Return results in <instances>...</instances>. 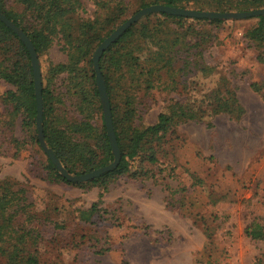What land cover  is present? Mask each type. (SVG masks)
Segmentation results:
<instances>
[{
  "label": "rangeland",
  "instance_id": "obj_1",
  "mask_svg": "<svg viewBox=\"0 0 264 264\" xmlns=\"http://www.w3.org/2000/svg\"><path fill=\"white\" fill-rule=\"evenodd\" d=\"M81 1L82 19L109 11L100 0ZM2 2L23 9L14 0ZM122 2L125 20L140 9L137 0ZM257 20L181 21L175 79L163 72L135 88L133 125L144 129L173 105L195 119L180 121L161 137L153 162H131L135 175L145 172L137 178L121 174L104 185L49 183L45 153L33 138L36 123L27 128L22 112L13 110L16 94L30 98V89L21 92L15 76L0 75V180L13 183L10 191L22 189L26 204L7 208L0 223L3 217L11 222L41 264L264 262V238L244 233L252 221L264 226V21ZM64 44L56 35L37 55L41 81L63 121L82 116L76 94L66 87L69 73L49 71L67 61ZM5 64L14 73L11 62ZM78 78L84 86L80 73ZM225 85L243 108L238 118L222 110ZM212 99H221L216 113L209 111ZM91 122L101 126L100 110ZM5 261L0 252V264Z\"/></svg>",
  "mask_w": 264,
  "mask_h": 264
},
{
  "label": "trees",
  "instance_id": "obj_2",
  "mask_svg": "<svg viewBox=\"0 0 264 264\" xmlns=\"http://www.w3.org/2000/svg\"><path fill=\"white\" fill-rule=\"evenodd\" d=\"M14 1L22 6L21 12L7 9L2 0H0V12L26 33L38 56L56 35L63 39L65 50L68 48L67 61L57 63L49 71L69 73V85L66 87L69 92L72 90L71 95L76 94L77 106L79 103L82 116L80 119L70 120L63 117L64 121L58 118L55 112L57 105L52 101L54 95L42 81V124L46 143L69 172L79 174L105 165L113 158V154L104 125L91 53L113 29L125 20L126 8L122 0H100L101 7L109 11L102 17L94 16L87 19H82L78 13L82 7L81 0ZM137 4L138 8L150 4H164L197 10L229 11L256 8L264 5V0H137ZM250 18H257L259 23L264 21V15L243 19ZM184 19L209 23L225 21L153 12L130 25L103 51L99 58V66L110 101L112 124L120 150L119 162L115 168L97 177L73 182L64 179L45 154L43 168L49 183L62 181L78 186L104 185L121 174L140 177L145 172L141 170L138 175H135L136 170L133 168L131 170V162L136 158L153 162L156 145L161 137L180 121L195 119L194 114L185 111L182 106L173 105L172 108L159 112L156 122L152 125L144 129H138L133 125L135 88L143 82L147 85L149 79L160 78L163 72L170 73L171 79H175L174 73L178 70L175 69V64L179 60L176 56L183 41L180 27ZM172 23L174 26L171 25ZM81 47H86V51L81 52ZM6 60L8 66L11 62L14 73L7 72ZM80 62L85 64L81 66ZM8 73L16 77L18 89L21 92L30 89V98H19L16 94L17 102L13 110L21 111L27 128L34 125L35 129L36 103L29 53L19 36L0 20V75L8 78ZM79 73L84 86L78 84ZM85 86L86 90H84ZM223 91L227 97L224 99L226 105L222 110L238 118L243 113V108L235 96L230 95L226 85L223 86ZM12 95H14L13 92ZM220 100H210L209 111L218 112ZM85 103L87 106L83 108ZM97 110L101 113L100 127L91 122L92 113ZM199 118H202V115H199ZM33 138L42 150L37 136ZM156 140L158 142L154 143ZM11 184L13 185L9 180H0V214L2 216L4 212L7 214L9 209H6L13 205L16 207L26 205L25 200H22L23 190L10 191ZM18 191L21 193L20 196L17 194ZM11 196L15 198V201L17 200L16 203ZM92 211L94 210L91 208L83 211L82 214ZM244 233L253 240L263 239L264 226L252 221L245 227ZM23 239L24 235L3 217V222L0 223V252L6 257L4 264H41L36 253L26 248ZM252 264H264V262L258 259Z\"/></svg>",
  "mask_w": 264,
  "mask_h": 264
},
{
  "label": "water",
  "instance_id": "obj_3",
  "mask_svg": "<svg viewBox=\"0 0 264 264\" xmlns=\"http://www.w3.org/2000/svg\"><path fill=\"white\" fill-rule=\"evenodd\" d=\"M153 12H165L168 14L186 16V17L230 20V19H243L252 16L264 15V7H259L249 10L219 11V10H197L192 8L178 7V6H168L164 4H150L137 10L126 20L120 23L115 29H113L110 32V34L107 35L96 46L92 54V64L95 73L96 87L99 93V99H100L103 118H104V125L106 128V134L110 143L113 158L110 162H108L105 165L99 166L97 168L79 174L69 172L45 141L44 133H43V124H42V112H43L42 81H41V73H40V64L37 53L35 51V47L32 41L30 40V38L26 35V33L20 27L15 25L10 19H8L2 12H0V20H2L9 28H11L19 36V38L22 40V42L24 43V45L28 50L30 63L32 67L34 98L36 103L35 123L37 130V138L42 150L48 156L51 162L55 165L57 171L64 179L73 182L86 181L94 177H97L106 171H110L117 166L120 159V150L116 140L114 127L112 124L110 101L106 91L104 78L100 70L99 58L103 53V51L109 46V44H111V42H113L116 38H118L130 25L136 22L139 18Z\"/></svg>",
  "mask_w": 264,
  "mask_h": 264
}]
</instances>
